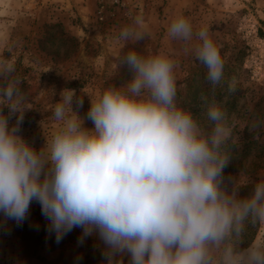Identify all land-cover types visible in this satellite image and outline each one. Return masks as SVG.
Masks as SVG:
<instances>
[{"label": "clouds", "instance_id": "clouds-1", "mask_svg": "<svg viewBox=\"0 0 264 264\" xmlns=\"http://www.w3.org/2000/svg\"><path fill=\"white\" fill-rule=\"evenodd\" d=\"M144 24L137 15L116 39L142 41ZM167 32L198 40L206 81L221 85L222 46L208 28L194 32L180 15ZM121 63L130 79L89 98L84 117V96L60 92L51 113L58 127L37 151L19 134L29 109L22 81L0 61V215L20 225L38 202L57 243L74 228L83 230L81 243L98 234L107 264L124 255L129 264H264V238L242 247L247 227L264 225V180L242 197L225 176L233 137L226 110L203 97L205 124L181 106L178 65L165 52L129 51ZM235 91L233 79L227 92Z\"/></svg>", "mask_w": 264, "mask_h": 264}, {"label": "rangeland", "instance_id": "rangeland-1", "mask_svg": "<svg viewBox=\"0 0 264 264\" xmlns=\"http://www.w3.org/2000/svg\"><path fill=\"white\" fill-rule=\"evenodd\" d=\"M117 1L0 0V61L15 66L11 78L22 81L19 87L29 108L19 134L39 151L58 127L51 113L62 90L75 89L77 96H84L79 110L84 117L89 98L130 79L121 63L128 49L142 55L165 52L178 65L181 106L205 124L203 97L228 113L232 161L225 176L236 180L240 195L247 196L254 181L264 180V0ZM137 15L145 21L144 39L119 42L120 29ZM180 15L191 21L194 32L208 28L222 46L224 80L214 89L195 58L199 41L185 43L168 36L170 23ZM233 79L236 91L228 94ZM14 123L15 117L10 121ZM85 126L93 127L87 120ZM48 223L35 201L20 225L0 215V264H107L106 246L98 234L81 243L83 230L74 228L57 243ZM262 238L264 225L247 227L244 242ZM129 259L118 256L116 264H129Z\"/></svg>", "mask_w": 264, "mask_h": 264}, {"label": "trees", "instance_id": "trees-1", "mask_svg": "<svg viewBox=\"0 0 264 264\" xmlns=\"http://www.w3.org/2000/svg\"><path fill=\"white\" fill-rule=\"evenodd\" d=\"M258 33L260 34V31H259ZM130 50H133V48L128 49L127 52H126V54H127ZM121 74H123V73H121ZM225 170H226V169H225ZM247 245H248V242H245V243L242 245V247H246Z\"/></svg>", "mask_w": 264, "mask_h": 264}, {"label": "built area", "instance_id": "built-area-1", "mask_svg": "<svg viewBox=\"0 0 264 264\" xmlns=\"http://www.w3.org/2000/svg\"><path fill=\"white\" fill-rule=\"evenodd\" d=\"M37 1L39 2V1H42V0H37ZM113 3H116V4H117L118 1H117V0H112V4H113ZM120 4H121V3H120Z\"/></svg>", "mask_w": 264, "mask_h": 264}]
</instances>
